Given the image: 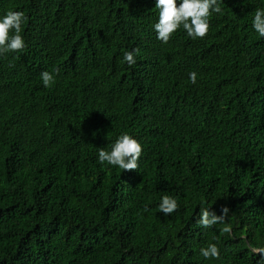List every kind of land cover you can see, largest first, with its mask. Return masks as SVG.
I'll list each match as a JSON object with an SVG mask.
<instances>
[{
  "label": "trees",
  "instance_id": "1",
  "mask_svg": "<svg viewBox=\"0 0 264 264\" xmlns=\"http://www.w3.org/2000/svg\"><path fill=\"white\" fill-rule=\"evenodd\" d=\"M154 5L0 0V16L27 18L26 49L0 56V264L261 258L249 245L264 246V38L251 20L264 0H223L206 37L181 29L167 44ZM124 133L142 143L137 170L98 162ZM165 195L180 205L168 217ZM202 202L230 213L199 228ZM209 243L220 260L200 256Z\"/></svg>",
  "mask_w": 264,
  "mask_h": 264
},
{
  "label": "clouds",
  "instance_id": "2",
  "mask_svg": "<svg viewBox=\"0 0 264 264\" xmlns=\"http://www.w3.org/2000/svg\"><path fill=\"white\" fill-rule=\"evenodd\" d=\"M222 3L223 0H155L154 8L157 10L158 19L153 24V30L156 39L167 44L173 34L181 29L194 40L206 37L213 15L223 14ZM26 19L23 12L14 10H9L0 16V56L8 53H22L26 49L27 44L22 35V25ZM251 26L260 38H264V7L256 9ZM136 55L135 51L124 53L123 61L128 67L131 68L137 63ZM197 75L195 71L189 73L188 79L193 85L197 83ZM40 76L44 88H49L55 83L52 72L44 71ZM142 152V143L132 134L124 133L117 137L109 150L101 148L97 159L102 165L107 163L123 171L137 170ZM179 207L175 197L167 195L161 197L159 211L165 217L177 212ZM229 213L230 209L224 207L222 213L217 215L202 202L195 222L199 228L213 229L216 225L222 224ZM222 230L224 233L231 231L227 226ZM249 247L253 255L261 254L257 264H264V246L249 245ZM199 254L205 260L221 259V249L217 243H209L206 247H201Z\"/></svg>",
  "mask_w": 264,
  "mask_h": 264
}]
</instances>
